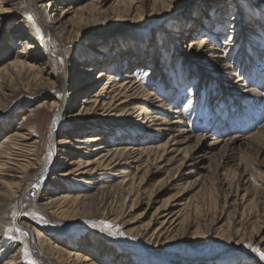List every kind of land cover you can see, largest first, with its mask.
<instances>
[{"label":"bare ground","instance_id":"1","mask_svg":"<svg viewBox=\"0 0 264 264\" xmlns=\"http://www.w3.org/2000/svg\"><path fill=\"white\" fill-rule=\"evenodd\" d=\"M136 1L94 0L96 4L75 11L72 5L79 0H0V24L7 15L16 17L6 34L0 28V37L3 34L0 60L9 58L0 67V264H29L26 253L36 264H140L130 255L124 260V251L91 234L75 241L68 238V244L64 234L35 241L45 222L63 225L75 217L71 207L62 205L94 204L98 207L97 215L119 222L128 209L130 212L140 203H146L149 210L165 188L175 185L183 194L172 196L170 203L156 208L140 232L144 240L164 244L189 233L193 239L223 233L220 224L227 215L232 225L228 228L229 237L235 234L242 241H257L264 247V239L258 238L264 229V199L257 201L255 196L260 192L264 195V163L260 164L261 173L253 168L252 173L246 174L247 168L242 171L238 166L235 170L225 169L231 165L226 156L229 151L243 146L250 150L254 142L264 140V124L249 135L232 133L215 138L193 133L181 110L158 100L154 88H149L158 87L159 83L177 87L176 80L193 79L196 84L192 88L197 92L207 80L204 73L201 76L194 71L193 62L227 75L222 86L230 95L241 98L249 93L248 86L240 83L239 68L228 62L242 32L239 12L229 8L232 31L227 41L209 43L206 37L193 38L190 30L207 31L218 20L219 13L222 14L223 2L199 0L191 14L183 15L175 24L174 35L182 44V55L179 49L177 53L174 49L170 53L163 50V57L160 60L157 57L156 63L148 68L141 63L145 61L146 49L155 45L151 39L153 28L140 27L136 23L139 14L134 9L123 10L126 6L135 7ZM149 1L156 0H146ZM109 3L110 14L78 28L75 19L78 10L92 11L97 7L100 10ZM71 13L73 16L68 17ZM102 19L118 24L110 29V34L140 32L128 36L137 38L141 44L133 47L134 56L121 53L131 44L127 38L119 43L117 53L112 45L109 50L106 48L109 40L102 46L106 49L93 51L91 45H85L82 53L72 59L59 52V44L80 41V31L91 24L98 26ZM261 19L256 22L255 30H262L264 15ZM218 32L216 37L223 40L224 31L219 27ZM103 34L98 32L93 36ZM256 40L252 38L254 44ZM18 45L21 48L14 50ZM130 57L132 60L128 61ZM103 80L106 82L101 85ZM84 95L86 114L106 115L109 119L127 116L133 120L119 123L89 120L77 126L79 119L74 118L80 115L71 116L69 110ZM189 97L187 105L192 104L193 96ZM45 108L51 109L53 126L47 142L51 164L43 168L38 155L41 150L38 134ZM65 128L73 131L71 137L59 139ZM216 157L221 162L214 166ZM63 167L71 169L63 172ZM32 170L36 172L32 174ZM161 173L165 177L145 191L144 187ZM230 173L235 178H230ZM253 174L263 180L260 186L253 182ZM68 183L76 184L82 192L61 194ZM207 183L212 185L214 198L219 199L212 215L202 214L199 207L191 208L181 201L191 190L202 194ZM42 185H46L47 193L36 200L27 198L29 190H39ZM90 188L94 191L86 192ZM114 193L119 195L118 204L112 201ZM121 223L125 225L126 221ZM58 240L66 244L58 246L55 243Z\"/></svg>","mask_w":264,"mask_h":264},{"label":"rangeland","instance_id":"2","mask_svg":"<svg viewBox=\"0 0 264 264\" xmlns=\"http://www.w3.org/2000/svg\"><path fill=\"white\" fill-rule=\"evenodd\" d=\"M198 1L199 0H156L152 3V1L146 2V0H137L134 4L135 7L126 8V6L123 8V10L129 12H132L133 9L135 12H138L139 16H137L138 20L136 23L140 24V27L153 28L151 32V39L155 45H153V47L150 46L149 50L146 49L144 56L145 61L141 63V65H144L143 67L146 66L150 68L152 64L156 63L157 57L160 60L164 54L163 50H166V53H170L174 49L177 53L176 49H179V53L181 51L180 56L182 55V52H184L182 44H180V41H178L174 35V32L177 31L175 24L178 23L183 15L187 13L191 14L192 9L196 6ZM211 1L217 3L223 2V10L221 11L222 14L219 13V18L217 20L219 22L215 21L210 24L207 31L201 32L197 30H190L192 33H190V35L193 38L195 35H198L199 38L206 37L207 42L213 44H217L218 40L221 43L226 42L227 36L230 34L229 32L232 31L230 28L232 15L230 14L231 10L229 11V8L235 12H239L240 20L242 22V32L238 37L237 43L233 47V51L228 56V62L233 63L235 68H239L237 70V74L241 76L240 83L248 86L247 88L250 92L241 96V98H236V95L234 94L230 95V91H227V89H225L226 92L224 93L225 90L222 84L227 75L216 73L215 68L207 69L202 63L195 64L193 62L194 71L200 73L201 76L204 73L203 77L207 80V82L204 83L205 85L197 89V92H195L192 88L196 84L193 79H191L190 82H187L180 78L181 80L175 81L177 87H170L167 84L159 83L158 87L150 86L149 88H154L153 93L158 100L165 102L171 107L177 106L181 110L182 116H184L186 119L185 121L190 124V129L193 133H201L215 138H220V136L224 134L232 133L249 135L251 133H255L259 126L264 124V26L262 28L263 31L259 28L255 30L254 27L256 22L263 20L261 17L264 15V0ZM162 2L164 3L163 6ZM91 4L96 3L94 0H79L78 3H73L72 6L74 7L73 10L76 11L78 8L80 9L85 7V5ZM110 4L111 3L105 5V7L100 10H98V7L97 9H92V11L78 10L75 17L78 28L86 22L89 23L97 20L98 18L100 20V17H105L110 14V11H112ZM229 5L230 7H228ZM48 6L49 5H47V8ZM72 14L73 13H71L68 17H72ZM1 18L3 17L1 16ZM15 18L16 17H13L12 15L5 16V19H3L0 24V28L3 30V33L6 34V31L12 28ZM103 22L104 24L102 25ZM95 25L96 24H91L88 28L86 27L84 30L80 31V41L76 43H69L65 41L62 44H59V46H57L59 52L62 55H65L66 59H72L74 57L76 58L78 53H82L85 45H91L93 47L92 50L95 51L103 48L102 46L106 45V40H109V44L108 46L106 45V48L109 50V45H112L113 47L111 48H113L114 52L117 53L120 51L119 43L123 42V40L127 38L131 41V48L130 46L129 48L126 47L122 49L121 53L123 52L124 55L128 57L134 56V52L132 51L134 46H136L135 48H138V46L141 45L138 43L137 38H128V36L131 35H139L140 32H136L131 35H124L122 33L116 34V32L110 34V29L117 27L118 24L114 23L113 25L112 22L104 19H102L100 23H97L98 26L95 27ZM219 27L224 31L225 36L223 37V40L216 37V35L219 34ZM98 32H103L105 35L93 36ZM256 35L258 37H256ZM0 38H3V34ZM252 38L257 39V44L253 43L255 41H252ZM20 48L21 45H18V47H14V50H18ZM106 48L104 47L103 49ZM118 55L120 56L121 54ZM8 59V57H2L0 60V67H2ZM130 59L131 57L128 61L132 60ZM192 64L190 63L191 66ZM39 72L43 75L41 67L39 68ZM35 73H38V71ZM105 82L106 80H103L101 85ZM176 94L178 95L176 96ZM189 96H193V100L192 104L187 105V102L191 99ZM84 99H87L86 95L80 96L77 102L73 106H70L69 111L71 116L80 115V117L74 118L79 119L77 126H79L80 122L87 123L89 120L95 121V123L102 121H113L119 123L133 120L131 118L128 119L127 116L120 118L113 117V119H109L106 115L96 117L94 113L86 114L88 109L84 108L86 105H83ZM50 111L51 109L49 108L44 109L39 124L40 131L38 139L41 141V150L38 155L40 165L43 168L51 164L48 158L47 147V142L51 137L53 126L50 118ZM72 133L73 131L70 128H65L59 139L64 140L67 137H71ZM257 141L258 142H254L252 144L250 150H246V146H243L241 149L229 151L226 156L229 158L231 165H227L225 169L235 170L236 166H238L241 170L247 168L246 174L252 173L251 169L253 168L257 169L258 172L261 173L260 164L264 163V140ZM189 144L192 145L193 141L191 143L189 142ZM220 160V157H216L213 160L214 166L218 165L221 162ZM69 169H71V167L61 168L63 172L68 171ZM35 172L36 170L31 171L32 174ZM230 174V178H235L232 173ZM164 177L165 173H161L150 185H146L144 190H151L150 188L153 187L152 184L156 182V180ZM252 180L258 186H260L263 182V180L255 176V174H253ZM208 183L206 187H204V192L202 191V194L197 195L196 190H191L185 197L182 198L183 200L181 201L183 203L185 202V204L191 208L199 207L203 212L202 214H204V212H208L212 215L214 212L213 210H215L216 205H218L216 202L219 199L214 198L212 194V185ZM45 191L46 185H42L39 190L31 189L27 193V198L36 200L37 197H42L45 193H47ZM93 191V188L86 190L88 193H92ZM81 192L82 189H77L76 184L68 183L67 189L63 190L61 194H79ZM181 192L182 190L176 185L165 188L155 204L150 205L149 210H147L146 203H140L132 211L129 212L128 209L119 222H114L111 218H108V216L104 217L102 214L97 215L96 212L98 207L94 204L79 203V206L78 204H76V206H72L70 204L62 205L66 206V208L71 207V211L73 212L72 216L75 217H72L73 219L71 218V221L69 219V221L65 222L63 225L49 223V221L45 222L46 225L40 228V233L38 234V238L35 242L38 243L39 240H45L46 236L64 234L65 240H67L66 243L68 244L70 243L68 238H73L75 241L77 238H83L91 234L97 239H104L107 244L113 246L114 248L124 251V260L127 261V256L130 255L140 264H264V260H260L256 253L246 247V245H252L253 247H259L261 251H264V247L258 245L257 241H242L239 237H236L235 234L233 237H229L227 232L231 229L232 225L229 223L230 220L227 215L223 217L220 224L224 231L223 233H215L209 236L204 234L196 239H193L191 236L192 233H189L183 238L181 237L170 240L164 244H161L162 241L159 244H156V241L148 242L144 240L140 232L145 229V225L150 221L152 215L156 211V208L160 207L162 204L170 203L172 196L178 195ZM262 193L263 192H260L255 195L257 197V201L264 199V195ZM112 201H115L114 204L120 203V198L117 193L113 194ZM27 215L30 216L29 213H27ZM39 216L40 214H37V217ZM122 220L126 221L125 225L121 223ZM105 223L113 225L114 228L112 231L117 234L109 235L107 230L104 229ZM38 225L40 226V224ZM237 226V228H240L239 224ZM32 229L34 230L35 228ZM230 233L232 234V232ZM258 238L264 239V229ZM55 243L58 246L66 244L64 241L59 240L55 241ZM5 261L6 260H4L3 263Z\"/></svg>","mask_w":264,"mask_h":264},{"label":"snow or ice","instance_id":"3","mask_svg":"<svg viewBox=\"0 0 264 264\" xmlns=\"http://www.w3.org/2000/svg\"><path fill=\"white\" fill-rule=\"evenodd\" d=\"M28 19H31V17H29ZM113 228H114V226L111 224H108V223L104 224V229L107 230V233L109 235H116L117 234L116 232L112 231ZM9 231H11V230H9ZM16 231H20V230L17 229ZM120 234L123 235L122 233H120ZM9 239H12V237H9ZM246 247L251 249L252 252L256 253L260 260H264V251H261V249L259 247H253L252 245H246ZM26 256H28V258H29V264H36V262L34 260L30 259V254L26 253Z\"/></svg>","mask_w":264,"mask_h":264}]
</instances>
